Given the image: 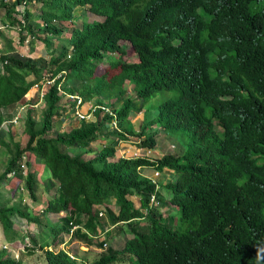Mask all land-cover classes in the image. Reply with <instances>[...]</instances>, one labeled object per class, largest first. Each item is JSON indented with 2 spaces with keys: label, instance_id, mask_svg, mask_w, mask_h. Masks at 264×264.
Here are the masks:
<instances>
[{
  "label": "trees",
  "instance_id": "16d2710c",
  "mask_svg": "<svg viewBox=\"0 0 264 264\" xmlns=\"http://www.w3.org/2000/svg\"><path fill=\"white\" fill-rule=\"evenodd\" d=\"M261 2L264 0H0V10L4 9L0 21L8 25L0 30L1 37L4 29H17L19 43L24 44L30 35L26 43L32 47L37 38L47 55L32 60L17 53L11 42L3 41L0 125L9 117L10 108L44 77L43 71L60 74L43 89L39 126L28 112L26 144H14L0 173L1 185L21 182L36 200L37 180L32 170H26L30 158L25 152L30 151L45 166L46 188L54 186L55 194L42 213L64 211L57 224H49L48 219L44 224L50 225L52 234L44 245L47 264H77L64 249L49 248L59 246L72 225L78 226L73 237L87 245L95 237L99 248H104L111 234L128 233L121 249L105 247L92 264H264ZM36 3L42 7L38 15L31 9ZM83 10L101 19H84L81 25L69 27L64 44L56 48L49 35L56 38L65 28L54 21L72 22L76 12ZM37 18L42 19L41 26L32 23ZM122 42L131 45L135 60L124 58ZM106 58L107 74L97 75V65ZM59 82L65 91L78 92L83 103L106 101L113 114L97 109L94 120H79L69 131L49 136L54 118L74 105L63 101L57 90ZM162 90L173 94L152 103ZM131 112L142 113L137 131ZM113 120L116 127L109 125ZM149 127L175 138L183 151L157 158L115 157L119 141H128V135H137L142 147L154 149L155 134L146 132ZM8 131L9 141L0 139V145L13 141ZM94 142L102 146L93 148ZM77 150L80 152L71 154ZM84 153L94 156L85 159ZM143 168L162 174L159 188L142 173ZM164 170L170 171L167 178ZM152 195L157 204L151 202ZM131 196L138 198V207ZM160 208L168 210L166 216ZM29 217L12 200L0 199L3 238L17 241L14 220L29 222ZM102 232L105 237L101 240ZM26 236L30 241L26 247L32 253L36 239ZM0 264L22 261L2 248Z\"/></svg>",
  "mask_w": 264,
  "mask_h": 264
},
{
  "label": "rangeland",
  "instance_id": "374dc122",
  "mask_svg": "<svg viewBox=\"0 0 264 264\" xmlns=\"http://www.w3.org/2000/svg\"><path fill=\"white\" fill-rule=\"evenodd\" d=\"M263 3L264 2H261V5H263ZM253 7L254 9L255 8L258 9L260 6H253ZM18 8L21 10L22 6H19ZM31 9H32V13L35 15L40 14L42 11V7L40 3H36ZM3 12H4V9H1L0 17H2ZM76 13L77 15L76 17L73 18L72 22L54 21V24H56L57 26H61L62 28H65L64 31L60 35L56 36V38L53 37V35H49L50 38L54 39L53 41H54L56 48L59 49L60 46L64 44L66 37L68 36V33H69L68 32L69 27H72L75 25H81V22L84 19L88 22H90L93 19H97V20L101 19L100 17L88 12L87 10H83L82 12L78 11ZM17 16H20V15L18 14ZM32 23H36L41 26L42 25L41 23L43 22L41 18H37ZM2 24L0 22V25ZM39 29L40 28H38V32H39ZM3 32L5 36L1 37L0 35L1 37L0 49L3 47L2 46L3 41H5L7 44L11 42L12 46H14L17 53L23 55V57H30L32 60H35L40 56L47 57V55H45L46 49L41 40L37 38L33 39L34 43H33V46L31 47L29 43L22 44L18 42L19 34H18L17 29H8V30L4 29ZM42 34L43 33H41V35ZM29 38H30V35L27 36L25 39L28 41ZM122 43L125 44V50H126V55L124 56V58L128 61L135 60L136 57H135V54H134V51L131 45L128 42H122ZM113 56H117V54L114 53ZM108 64H109L108 58H106L103 62H100L97 65L96 74L106 75L108 72ZM43 73L46 74L47 72L43 71ZM125 87H126V90H129L130 88V86L127 84H125ZM39 92L40 91L37 90V87L33 85L29 89V91L26 93V95L20 100V102L17 103L14 107L10 108V110L8 111V113L10 114L7 113L9 117H7V119L0 125V139L4 138L5 142L9 141V137L7 136V133H6L9 130L8 132L9 134H11L12 140H13L12 142L10 141L7 145H2V144L0 145V173L3 171L7 162L10 160L12 156L14 144L18 143L20 147H24L26 144L28 136L24 131V125H25V119L27 118L29 113H30V117L34 119L36 126H39V121L41 119V110L43 108V99L40 98ZM172 94L173 92L171 90H162L158 92L157 95L153 98L155 102H152L153 100H150L149 103L163 102L169 97H171ZM16 111L19 112L18 119H15ZM141 118H142V113H134V112L130 113V120L136 131L139 130V126H140L139 123L141 121ZM78 121L79 120L77 118H73L72 115H70V111L68 110L62 111V114L60 116L54 118L53 126H52L53 128L49 132L48 135L53 137L58 132L69 131L72 128V126L78 125L79 123ZM146 132L147 133L153 132L155 134L156 145L154 149L142 147L139 141L140 138L137 135H133V136L128 135L129 136L127 137L128 141L122 140L118 143L116 147L115 157L116 158L117 157H134V156L140 155L138 154V151H140L139 149H141L144 151V153L148 154L149 157L157 158L161 156V154L158 153L157 148H159L161 152H165V153H168V152H173V153L180 152L181 153L184 149V147L183 146L181 147L180 143L176 141L175 138L166 134L165 132H163V130L159 128L149 127L146 129ZM91 146L97 149L102 146V143L94 142V144H91ZM78 152H80V150L72 152L71 154L75 155ZM25 153H26L25 155L28 154L30 158L29 164L26 165V168H27L26 170H32L35 174V179L37 180V185H36L37 186L36 188L37 189V192H36L37 199L36 200L31 199L26 189H23V190L21 189V185H22L21 182L20 184L18 183L19 185L16 183H11L9 187H6V184L8 182L6 184H4L5 182H2V185L0 184L1 186L0 192L2 194V198L0 199L8 198L9 200H12V203H16L19 206V208L26 211L30 216L29 218L31 219V221L29 222L23 218H17L16 220H14L15 221L14 229L16 233L19 234L18 237L21 236L22 238V243H19L16 246L13 245L12 243L11 244L8 243L12 241L8 239V237L3 238L4 236L3 230L0 224V252L2 248L3 249L5 248L7 253L10 256H14L15 258L16 257L21 258L23 260L22 264H47L46 259H45V253H44V250H45L44 245L46 244V242L51 241L52 234L50 232V225L46 227L44 224L47 219H48L47 221L50 222L49 224L51 225L57 224V222H59L58 221L59 215L53 214V213H48L46 215H43V213L37 209V207H40L37 205L39 203L44 204V205L47 204L48 197L53 196L55 194V187L50 186L49 191L46 189L45 179H46L47 172H46L45 166L43 164L37 163L35 161L34 156L32 155L30 151H27ZM83 157L85 159H90L93 157V154L84 153ZM23 160H26L25 157L23 158ZM145 169L146 168H144L142 172L144 171V173L148 174L149 178L155 179L158 184V180L162 178L159 175H162V174L160 173L158 175H155V170L153 168L149 170L150 172H147ZM164 172H165L164 177L167 178L170 174V171L164 170ZM15 186H17L16 187L17 189L15 188ZM43 188L45 190L42 191ZM12 190H15V191L13 192ZM130 198L134 201V203L138 207L139 206L138 198L136 196H131ZM113 208L114 210H116V207H113ZM160 212L162 216L164 217L166 216L168 210L160 208ZM26 235H29L31 237L34 236L37 239V244L35 246L36 250H34V252L32 253L29 252L26 247L30 245L29 237ZM62 236L66 240H69L67 244L61 245L60 243L59 246L57 244L56 247H51L52 250L56 251L60 248H64L65 250L69 252V254H71L76 259L75 261L77 262V264H92L93 260L99 257L101 250L96 245V243L99 241L98 239H93V244L87 245V243L84 240L74 238L73 236L72 237L67 236L66 233L63 234ZM107 240H108L107 241L108 245H112L114 246V248L120 249L123 247L126 241V233L123 230L119 233H116V236L114 238L109 237L107 238ZM40 245L41 247L43 246V249L39 247ZM116 264H125V263H116Z\"/></svg>",
  "mask_w": 264,
  "mask_h": 264
},
{
  "label": "built area",
  "instance_id": "2783aa9c",
  "mask_svg": "<svg viewBox=\"0 0 264 264\" xmlns=\"http://www.w3.org/2000/svg\"><path fill=\"white\" fill-rule=\"evenodd\" d=\"M22 8H23V6H22ZM22 8H21V10L18 8L19 11H22ZM6 27H8L7 24H4V25L2 24V25H0V30H2L3 28H6ZM26 41L27 40L25 39V43H26ZM59 76H60V74L55 75V76H51L50 74L46 73V74H44V77L38 83L34 84L37 87V89L40 91L39 92V96H40L41 99L43 97V89H44V87H49L52 84H54L55 79L57 77H59ZM57 90L62 95V98H63L64 102H71L72 104H74L70 108L68 107V111H70V115H72L74 118H77L78 120H94L95 119V111L97 109H101L102 112L109 111L111 114H113L110 111V107L106 103V101H103V102L100 103V102H97L96 100H89L87 103H83L84 100H83L82 96L78 92H67V91H65L63 89V87H62V83L61 82H59L57 84ZM18 116H19V112L16 111L15 119H18ZM109 125H110V127H116V123H115L114 120L111 121L109 123ZM139 150L140 151H138V154H140V155H137V156L149 157L148 154L144 153L143 150H141V149H139ZM13 173L14 172L12 171L10 173V176H12ZM158 174H160V172L158 170H155V175H158ZM152 180L155 182V179L152 178ZM151 200L153 202H155V199H154L153 196H152ZM101 214H102V212H100V215ZM77 227H78L77 225H72V227L70 228L69 232L67 233V236H71L72 237L73 236V231ZM91 236H93V235H91ZM70 256L72 258H74L71 254H70Z\"/></svg>",
  "mask_w": 264,
  "mask_h": 264
},
{
  "label": "crops",
  "instance_id": "0c3cea01",
  "mask_svg": "<svg viewBox=\"0 0 264 264\" xmlns=\"http://www.w3.org/2000/svg\"><path fill=\"white\" fill-rule=\"evenodd\" d=\"M1 22V21H0ZM2 23V22H1ZM38 90V89H37ZM142 119V118H141ZM120 142V141H119ZM157 151H158V153H160L161 154V156L163 155V154H165V152H161L160 151V149L159 148H157ZM93 156H94V154H93ZM151 168H146L145 170L147 171V172H150L149 170H150ZM142 170H144V168L142 169ZM144 175H146V176H148V174H146V173H144V171L142 172ZM9 181V180H8ZM6 187H8V185H6ZM21 189L23 190V187L21 186ZM47 189V188H46ZM43 190H45L44 188L42 189V191ZM13 192L15 191V190H12ZM49 191V190H48ZM52 196H50V197H48V199H50ZM46 205V204H45ZM45 205L44 204H38L37 206H40V207H37V209L39 210V211H41L42 212V210L41 209H43L44 207H45ZM136 205V204H135ZM114 206H112V208H113ZM53 214H58L59 215V217H58V221L60 220V218L61 217H63L64 216V211H60V212H58V213H53ZM58 223V222H57ZM79 228H82V230H85L84 229V227H82V225L79 227ZM125 232V231H124ZM116 233H119V232H115L114 234H111L110 235V237H112V238H114L115 236H116ZM126 233V238L127 237H129V235H128V233L127 232H125ZM65 234V233H64ZM19 235V234H18ZM66 235H67V233H66ZM105 235V233L104 232H102V234H101V240L105 237L104 236ZM26 237V236H25ZM34 237V236H33ZM74 238H76V237H74ZM35 239H36V237H35ZM69 240H66L65 238H64V241L61 243V245H66L67 244V242H68ZM108 240H106V241H104V243L106 244V246L105 247H108V246H112V245H108V242H107ZM36 242H37V239H36ZM8 243H12L13 245H18L19 243H22V238H21V236H19V239L16 241H14V242H8ZM39 245V244H38ZM104 247V248H105ZM113 248H114V246H112ZM104 248H100V250H101V252H102V250L104 249ZM64 249V248H63ZM114 249H117V248H114ZM119 249V248H118ZM121 249V248H120ZM34 250H36V249H34ZM34 250L32 251V252H34ZM67 251V250H66ZM68 252V251H67ZM17 258V257H16ZM19 258V257H18ZM21 261H23L21 258H19ZM97 259V258H96ZM94 261V260H93ZM23 263V262H22Z\"/></svg>",
  "mask_w": 264,
  "mask_h": 264
},
{
  "label": "clouds",
  "instance_id": "9594fccd",
  "mask_svg": "<svg viewBox=\"0 0 264 264\" xmlns=\"http://www.w3.org/2000/svg\"><path fill=\"white\" fill-rule=\"evenodd\" d=\"M155 170V169H154ZM155 184H156V188H159V183L157 184V182H156V180H155ZM153 197H154V199H155V202H154V204H157V201H156V197L154 196V195H152ZM152 196H151V198H152ZM151 202H153L152 200H151ZM107 229V228H106ZM95 239V238H94ZM104 246H106V244L104 243ZM50 249H51V247H50ZM63 249V248H62ZM65 250V249H64ZM66 251V250H65ZM68 254H69V252H68Z\"/></svg>",
  "mask_w": 264,
  "mask_h": 264
},
{
  "label": "bare ground",
  "instance_id": "6f19581e",
  "mask_svg": "<svg viewBox=\"0 0 264 264\" xmlns=\"http://www.w3.org/2000/svg\"><path fill=\"white\" fill-rule=\"evenodd\" d=\"M26 11V10H25Z\"/></svg>",
  "mask_w": 264,
  "mask_h": 264
}]
</instances>
